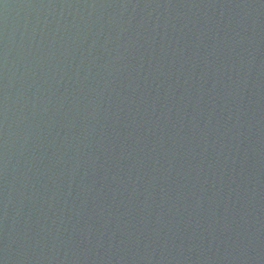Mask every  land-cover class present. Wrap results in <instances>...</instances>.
<instances>
[{
  "label": "water",
  "instance_id": "water-1",
  "mask_svg": "<svg viewBox=\"0 0 264 264\" xmlns=\"http://www.w3.org/2000/svg\"><path fill=\"white\" fill-rule=\"evenodd\" d=\"M0 264H264V0H0Z\"/></svg>",
  "mask_w": 264,
  "mask_h": 264
}]
</instances>
